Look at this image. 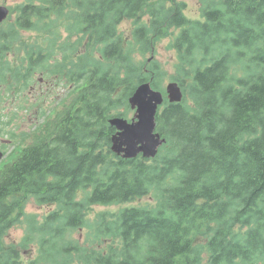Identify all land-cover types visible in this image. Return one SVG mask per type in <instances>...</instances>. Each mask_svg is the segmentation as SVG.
<instances>
[{
  "label": "trees",
  "instance_id": "trees-1",
  "mask_svg": "<svg viewBox=\"0 0 264 264\" xmlns=\"http://www.w3.org/2000/svg\"><path fill=\"white\" fill-rule=\"evenodd\" d=\"M185 8L182 0L18 7L20 29L40 38L21 44L19 67L4 58L0 78L22 94L37 71H48L69 88L61 108L45 115L46 129L34 128L40 133L0 167V264H201L204 253L207 264H264V0H206L201 19ZM123 20L137 23L127 42L117 31ZM174 31L170 78L184 98L165 101L156 115L165 142L155 157L124 159L110 150L109 119L127 118L142 82L163 90L165 74L134 52H152ZM9 45L6 34L0 53ZM32 196L55 209L42 220L26 214ZM142 198L153 202L90 217L94 206ZM21 220L26 233L7 242ZM84 230L80 240L75 232Z\"/></svg>",
  "mask_w": 264,
  "mask_h": 264
},
{
  "label": "rangeland",
  "instance_id": "rangeland-1",
  "mask_svg": "<svg viewBox=\"0 0 264 264\" xmlns=\"http://www.w3.org/2000/svg\"><path fill=\"white\" fill-rule=\"evenodd\" d=\"M28 1L29 0H0V5H6L13 9V11H18V7L22 4H26ZM182 1H184L185 3V15L188 18L201 19V8L203 7L206 0ZM14 13L11 14V17L14 16ZM142 20H147V16H143L141 18V21ZM62 23L69 25V21L66 19H64V22ZM136 25L137 23L133 20H123L117 26L118 34L122 36L125 42L130 39L131 31ZM59 32L61 35L59 42H62V37L67 34L64 26L59 28ZM177 32L178 31H174L167 37L155 40L152 52H146V54H140L137 51L134 52L133 60L138 61L139 63L142 62L141 64L149 67L156 63L165 71L163 79V90L165 89L167 82H171L170 75L174 73V60L176 55L174 51L169 47V43L172 41L174 35ZM44 36H47V33H45ZM38 38H40V36L37 31H20L17 37V43H20V48L15 52V54H11V56L9 57V61L12 62L15 59L21 60L22 57L25 56L24 50H21V47L23 46L21 44L35 43ZM72 39L74 40L75 36ZM82 49H80L79 52H81ZM42 72L37 71L34 74V83L30 85L22 94H20L19 91L12 92V89L10 91L9 82L12 83V81H10L9 79L5 78L3 80V78H1L0 80V150L3 151L4 154H9L10 151V155H14L15 153H17L15 149H13V147L17 143L19 137H22L23 135L29 133L30 137L28 138V141H30L34 135L43 132L47 127V125L44 123L45 115L51 109L50 107L52 105H55V103L59 101L61 96H64V101H66V94L69 88L66 84V80L62 82L61 78L59 79L57 76H50V73L48 71L46 72V76ZM133 114L134 110L130 109L127 118L130 120ZM37 126L42 127L40 132H38V129L34 130V128H36ZM11 158L12 157L0 159V163L3 160L9 161L11 160ZM80 196H82V193L80 194ZM147 202L153 201L150 200V198H142L130 203L114 204L108 206H94L90 212V217H95L97 212H115L121 207L124 208ZM53 209H55L54 206L40 204L37 202L35 197L32 196L26 203L24 211L26 212V214L34 215L37 220H42L43 216ZM21 221L23 223L17 224L16 226H13L9 229L6 237L7 242L17 243L26 233L27 226L25 225V222L23 220ZM87 232V230H84L80 231V233H75L80 240H83V235H85ZM81 233H83V235ZM105 246L106 245H103V247ZM27 253L28 252H22V259L24 261H26ZM28 255L33 256L31 251H29ZM207 260L208 255L207 253H204L201 264H207Z\"/></svg>",
  "mask_w": 264,
  "mask_h": 264
},
{
  "label": "water",
  "instance_id": "water-1",
  "mask_svg": "<svg viewBox=\"0 0 264 264\" xmlns=\"http://www.w3.org/2000/svg\"><path fill=\"white\" fill-rule=\"evenodd\" d=\"M8 12L7 7L0 5V22L7 17ZM165 96L169 103H179L183 97L180 85L169 81L165 87ZM163 101V93L154 89L149 81L139 84L128 98L129 106L135 110L131 120L123 117L109 120L110 125L116 129L111 137L110 150L124 159L139 155L154 158L158 148L165 142V138L154 131L157 109Z\"/></svg>",
  "mask_w": 264,
  "mask_h": 264
},
{
  "label": "flooded vegetation",
  "instance_id": "flooded-vegetation-1",
  "mask_svg": "<svg viewBox=\"0 0 264 264\" xmlns=\"http://www.w3.org/2000/svg\"><path fill=\"white\" fill-rule=\"evenodd\" d=\"M3 6H6V5H3ZM9 10V14H8V17L5 18L2 22H0V38L3 37L4 35L8 34V35H13V41H14V45L11 46L9 45L7 47V50L0 54H2L3 56H0L2 57L3 59L0 60V64L4 61V58L6 60V62L8 63H13V65H15V67H19L20 66V61L21 60H13L12 62L9 61V57L11 56V54H15L16 51L19 50L20 48V45L19 43H17V41L15 40V36L19 35L20 31H31L30 29H20V13L19 11H13V9H11L10 7L6 6ZM15 12V13H14ZM14 13V16L11 17V14ZM30 23V21H26L25 24H28ZM33 31V30H32ZM24 59H26V54L24 57H22ZM3 78V80L7 77H1ZM0 78V80H1ZM56 103H60L59 101L56 102ZM30 137V134L27 133L25 135H23L22 137H19L18 138V141L17 143L14 145L13 148H15V151H20L22 149L23 146H25L28 142V138ZM1 151V150H0ZM3 153V151H1ZM8 154H4L3 153V156L4 157H7Z\"/></svg>",
  "mask_w": 264,
  "mask_h": 264
}]
</instances>
